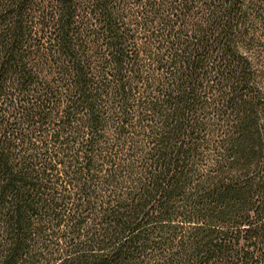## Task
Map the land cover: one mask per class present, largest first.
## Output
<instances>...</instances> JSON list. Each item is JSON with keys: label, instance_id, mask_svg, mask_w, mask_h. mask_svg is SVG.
I'll use <instances>...</instances> for the list:
<instances>
[{"label": "trees", "instance_id": "obj_1", "mask_svg": "<svg viewBox=\"0 0 264 264\" xmlns=\"http://www.w3.org/2000/svg\"><path fill=\"white\" fill-rule=\"evenodd\" d=\"M0 264H264V0H0Z\"/></svg>", "mask_w": 264, "mask_h": 264}]
</instances>
